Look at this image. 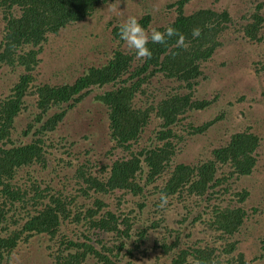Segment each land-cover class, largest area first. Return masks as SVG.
Segmentation results:
<instances>
[{
  "label": "trees",
  "instance_id": "16d2710c",
  "mask_svg": "<svg viewBox=\"0 0 264 264\" xmlns=\"http://www.w3.org/2000/svg\"><path fill=\"white\" fill-rule=\"evenodd\" d=\"M108 1L0 0V82L6 77L0 84V264L9 263L20 243L41 235L50 239L51 264H135L138 254L149 258L152 250L150 264H244L241 238L235 236L252 214L243 205L218 200L225 182L253 173L262 138L251 125L241 127L206 160L176 162L187 141L179 128L201 135L223 120L220 113L197 124L188 114L217 100V95L196 98L194 92L207 79L205 63L233 24L230 12L200 8L187 14L191 0H176L170 4L175 18L154 29L173 26L184 35L183 45L175 36L165 45L149 42L151 59L117 46L104 64L85 69L71 83L41 80L37 69L49 37L93 16ZM263 7L264 1L238 21L250 41H261ZM138 21L147 30L151 16ZM117 26L112 27L115 39ZM197 27L200 36L193 38ZM89 95L105 107L110 145L100 157L87 155L94 149L80 148L77 161H66L72 170L56 172V186L44 171L62 158L47 137ZM23 114L28 121L19 131L16 120ZM153 118L158 125L144 142ZM162 193L167 196L163 207ZM249 196L246 190L237 193L239 202ZM173 208L181 216L177 226L158 230L167 216L162 211ZM153 235L152 247L140 252Z\"/></svg>",
  "mask_w": 264,
  "mask_h": 264
},
{
  "label": "rangeland",
  "instance_id": "374dc122",
  "mask_svg": "<svg viewBox=\"0 0 264 264\" xmlns=\"http://www.w3.org/2000/svg\"><path fill=\"white\" fill-rule=\"evenodd\" d=\"M175 1H108L99 7L93 16L71 23L61 29L58 35L49 37L50 40L41 54L43 65L37 69L39 78L50 84L71 83L79 75L84 74L85 69L104 64L117 46L126 51L130 50L123 41L115 39L112 27L122 23L129 16H135L139 20L146 14L151 16L147 30L165 25L175 18V6H170ZM263 1L191 0L185 8L187 14L200 8L228 10L233 18V24L224 34L223 44L216 50L212 59L205 63L204 71L207 79H201L194 92L196 98H210L217 95V100L209 108L188 114L189 119L197 124L217 117L220 113L224 114L223 120L221 119L201 135L189 136L179 128L177 132L186 137L187 141L180 145L176 162L197 163L206 160L213 147L227 142L230 134L241 127L251 125L252 130L262 138L253 173L240 179L232 177L225 182L226 191L221 192L218 200L223 205H243L250 215L252 214L249 220L252 226H249L248 222L235 236L241 238L239 251L245 255L244 264H264V211L261 210L264 208V27L260 33L261 41H250L244 37L238 21L242 22L245 14L256 11V7ZM261 14L264 16V7L261 9ZM1 24L0 19V26ZM3 74L4 72L0 71V75ZM5 79L6 77L2 78L0 84H3ZM164 84H168V87L172 86L169 82ZM96 92H102V89ZM164 94L165 91L160 92V95ZM243 95L246 99L239 101ZM27 121L24 114L17 118V130L21 131ZM151 122L145 131L144 142L158 125L154 118ZM107 130L105 107L92 95L75 105L68 111L56 131L51 132L47 137L48 142L53 145L52 151H55L56 156L61 157L62 160L58 162L55 160L53 164L50 162V166L44 171L46 179L59 186L57 176L72 170V167L70 169L65 167L66 161L74 158L77 161L76 153L80 148L94 149L87 154L89 156H103V152L110 145ZM70 142H74V145L70 146ZM69 152L73 155L70 156ZM66 175L71 176V174ZM244 190L249 191L250 196L245 201L239 202L237 193ZM176 210L173 208L170 211H162L167 216L166 220L157 227L158 230L161 231L166 226H177L175 222L181 216H177ZM181 211L182 209L178 213ZM146 222L142 220V223ZM154 238L153 235L142 246L140 252H144L145 248H151ZM50 243L49 237L45 235L35 236L27 243H20L8 264H51ZM155 252L152 250L151 254L154 255ZM145 253L150 254L149 251ZM152 255L148 258L138 254L135 264H150Z\"/></svg>",
  "mask_w": 264,
  "mask_h": 264
},
{
  "label": "clouds",
  "instance_id": "9594fccd",
  "mask_svg": "<svg viewBox=\"0 0 264 264\" xmlns=\"http://www.w3.org/2000/svg\"><path fill=\"white\" fill-rule=\"evenodd\" d=\"M118 36L126 46L133 50L137 58L151 59L152 51L148 47L149 42L152 44L165 45L168 39L177 37L176 43L183 45L185 37L173 26L167 27L163 32L156 29L146 30L135 16L127 17L122 23L118 24ZM193 38L200 36V29L193 28L191 31ZM161 206L167 204V196L161 194Z\"/></svg>",
  "mask_w": 264,
  "mask_h": 264
}]
</instances>
